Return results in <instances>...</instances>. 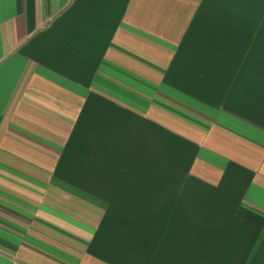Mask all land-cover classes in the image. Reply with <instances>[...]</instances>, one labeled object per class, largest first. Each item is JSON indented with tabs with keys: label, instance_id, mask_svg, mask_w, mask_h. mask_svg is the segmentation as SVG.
<instances>
[{
	"label": "crops",
	"instance_id": "1",
	"mask_svg": "<svg viewBox=\"0 0 264 264\" xmlns=\"http://www.w3.org/2000/svg\"><path fill=\"white\" fill-rule=\"evenodd\" d=\"M0 264H264V0H0Z\"/></svg>",
	"mask_w": 264,
	"mask_h": 264
}]
</instances>
